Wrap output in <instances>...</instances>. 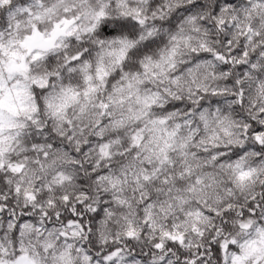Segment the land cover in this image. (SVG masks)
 Masks as SVG:
<instances>
[{"label":"clouds","instance_id":"obj_1","mask_svg":"<svg viewBox=\"0 0 264 264\" xmlns=\"http://www.w3.org/2000/svg\"><path fill=\"white\" fill-rule=\"evenodd\" d=\"M0 264H264V0H0Z\"/></svg>","mask_w":264,"mask_h":264}]
</instances>
